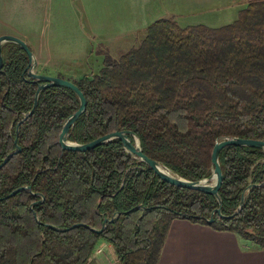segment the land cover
<instances>
[{"label": "trees", "instance_id": "trees-1", "mask_svg": "<svg viewBox=\"0 0 264 264\" xmlns=\"http://www.w3.org/2000/svg\"><path fill=\"white\" fill-rule=\"evenodd\" d=\"M2 53L0 162L15 139L21 149L0 168V264H86L102 240L113 246L118 264H157L177 217L233 231L264 248V149H221L222 212H234L245 195L239 211L223 217L213 193L162 179L119 138L62 149L63 120L80 103L67 86L44 88L17 131L38 83L28 74L23 47L8 41ZM68 79L87 99L69 139L86 142L131 129L142 150L175 173L208 176L219 135L264 139V0H249L233 21L216 26L160 16L136 45L118 55L106 48L98 71ZM25 184L32 191L7 196ZM115 211L102 231L84 225L101 228Z\"/></svg>", "mask_w": 264, "mask_h": 264}, {"label": "rangeland", "instance_id": "rangeland-1", "mask_svg": "<svg viewBox=\"0 0 264 264\" xmlns=\"http://www.w3.org/2000/svg\"><path fill=\"white\" fill-rule=\"evenodd\" d=\"M248 1L0 0V34L28 43L37 59L35 72L78 78L98 71L106 48L118 55L136 45L160 16H173L180 25L216 26L233 21Z\"/></svg>", "mask_w": 264, "mask_h": 264}, {"label": "water", "instance_id": "water-1", "mask_svg": "<svg viewBox=\"0 0 264 264\" xmlns=\"http://www.w3.org/2000/svg\"><path fill=\"white\" fill-rule=\"evenodd\" d=\"M15 42L19 44L21 47H23L29 57V63L27 66L28 74L29 76L32 77V80L37 82V88L35 91V96H34V104L33 107L28 110L27 112L24 113L23 117H21L18 122H17V131L19 130V126L21 122L33 112V109L36 105V102L38 100V96L40 92L52 85H64L69 88H71L73 91L76 92V94L79 97V106L78 108L71 112L69 115L66 116V118L63 120L61 131L59 133V139L58 142L62 149H69V150H86L89 148H93L97 145H100L102 143L108 142L114 138H119L122 141V144L124 148L134 157L144 161L146 164H148L154 172L159 175L162 179L183 187H188V188H193V189H199L203 191H208L213 193L218 201L219 205L215 209L216 212H218L221 216L223 217H231L233 216L236 212L239 211V209L242 206L243 198L245 195L242 196V199L239 203V206L237 209L230 213V214H225L222 212V199L219 193V188L222 183L223 179V173L220 165V160H219V153L221 149L228 145V144H237V145H242V146H255V147H260L264 149V139L260 138H254V137H240L236 135H219L215 139V143L212 149V170L211 173L208 176L201 177L199 179H188L184 176H181L174 171H172L169 167L164 165L162 162L159 160L152 158L148 156L141 147L140 139L138 135L131 129L123 128V129H116L107 133H104L90 141L86 142H80V141H75L71 140L68 138L69 135V130L70 128L74 125L75 121L78 119L79 115L85 110L86 104H87V99L86 96L84 95L83 91L80 89V87L70 79H67L62 76H57V75H51V74H44V73H37L35 72V65L37 62L36 56L34 52L31 50L29 47L28 43L22 39L21 37L11 34V33H3L0 34V70L2 69V66L4 64V58H3V53H2V45L5 42ZM16 147L14 150L10 151L7 153V155L4 157V159L0 162V168L11 158L12 155L20 151L21 146L17 143V140L15 139ZM264 183V182H263ZM254 183H250L247 185L248 190L251 186H253ZM22 189H27L31 190V186L29 184L21 185L15 189H13L10 193L7 194V196L15 194L17 191L22 190ZM41 194V193H40ZM44 199V195L41 194V199L39 201H42ZM138 207H143L137 205L135 208ZM32 208V207H31ZM147 210L150 209V207H145ZM33 209V208H32ZM35 218L38 221H41L39 219L38 214L36 211H34ZM119 211H115L111 217L105 216L103 220V224L101 228H96L93 225L89 224H84L85 226L89 227L90 229L94 231H102V229L107 225L108 222L114 220V218L119 214ZM211 220V219H209ZM78 224H82L80 222L72 224V226H76ZM50 227H53L58 230H65L67 227H59L54 224H49Z\"/></svg>", "mask_w": 264, "mask_h": 264}, {"label": "crops", "instance_id": "crops-1", "mask_svg": "<svg viewBox=\"0 0 264 264\" xmlns=\"http://www.w3.org/2000/svg\"><path fill=\"white\" fill-rule=\"evenodd\" d=\"M87 264H118L113 246L101 241ZM157 264H264V248L230 230H216L185 218L173 219Z\"/></svg>", "mask_w": 264, "mask_h": 264}, {"label": "built area", "instance_id": "built-area-1", "mask_svg": "<svg viewBox=\"0 0 264 264\" xmlns=\"http://www.w3.org/2000/svg\"><path fill=\"white\" fill-rule=\"evenodd\" d=\"M100 250H101V249H98V250H96V252H98V251L100 252ZM95 254H96V253H94V254H93L92 256H90L89 258L92 259L93 256H94ZM90 259H89V260H90Z\"/></svg>", "mask_w": 264, "mask_h": 264}]
</instances>
